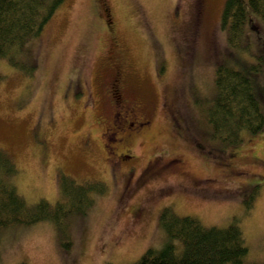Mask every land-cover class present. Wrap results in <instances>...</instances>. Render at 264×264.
I'll return each mask as SVG.
<instances>
[{
	"label": "rangeland",
	"instance_id": "374dc122",
	"mask_svg": "<svg viewBox=\"0 0 264 264\" xmlns=\"http://www.w3.org/2000/svg\"><path fill=\"white\" fill-rule=\"evenodd\" d=\"M99 1L118 46L101 31L93 0H64L27 43L30 61L20 51L19 65L0 60V148L11 154L17 167L11 179L29 204L64 201L63 175L77 183L101 180L105 190L60 223L1 227L0 264L133 262L168 241L158 222L168 205L205 225L237 218L248 246L244 264H264V126L227 142L212 134L206 116L216 64L240 57L250 64L264 54V20L251 15L244 44L229 46L220 23L224 0ZM114 54L127 75L125 100L136 101L150 120L148 134L133 137L137 168L154 154L175 160L153 186L127 199H120L122 176L100 145L111 106L98 76L108 73L105 61ZM138 203L145 211L134 217Z\"/></svg>",
	"mask_w": 264,
	"mask_h": 264
},
{
	"label": "trees",
	"instance_id": "16d2710c",
	"mask_svg": "<svg viewBox=\"0 0 264 264\" xmlns=\"http://www.w3.org/2000/svg\"><path fill=\"white\" fill-rule=\"evenodd\" d=\"M63 1L0 0V60L19 65L16 53L20 51L24 54L22 58L30 61L25 49L27 43L40 35ZM251 15L264 20V0H224L220 23L226 28L229 46L243 43L245 24ZM257 58L250 64L244 57L235 62L224 59L215 66L214 93L208 99L206 116L212 134L227 142L238 141L242 130L254 133L264 126V54ZM34 67L33 63L25 66L26 72L30 73ZM16 173L11 154L0 148V228L46 219L60 223L68 213L84 212L95 200L92 194L105 190L101 180L77 183L63 175L60 191L64 201L50 203L41 198L29 204L11 179ZM158 222L165 229L168 241L157 249L148 247L127 264H244L247 259V242L235 217L225 226L205 225L193 215L177 214L168 205L160 210ZM69 245L70 242H64L65 248Z\"/></svg>",
	"mask_w": 264,
	"mask_h": 264
},
{
	"label": "flooded vegetation",
	"instance_id": "af4514ba",
	"mask_svg": "<svg viewBox=\"0 0 264 264\" xmlns=\"http://www.w3.org/2000/svg\"><path fill=\"white\" fill-rule=\"evenodd\" d=\"M103 5V2L93 0L94 13L107 41L113 46H118L109 10ZM105 64L108 73L105 72L98 77H100L99 84L104 90V101L111 106V112L109 121L100 133V145L109 165L115 167L117 174L122 176L120 199H127L137 194L142 187L153 186L152 182L161 170L174 166L171 164L175 160L163 161L154 154L153 157L147 158L141 167L137 168L135 161L137 154L134 153L133 137L137 134H148L150 120L142 113L141 105H138L134 100H125L122 89L125 87L127 75L117 55L109 56ZM104 139L107 142H104ZM127 151L132 152L127 153ZM144 211L145 206L138 203L132 208L131 213L134 217H139Z\"/></svg>",
	"mask_w": 264,
	"mask_h": 264
}]
</instances>
